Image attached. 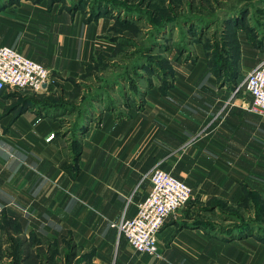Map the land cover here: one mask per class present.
<instances>
[{"label": "crops", "instance_id": "obj_1", "mask_svg": "<svg viewBox=\"0 0 264 264\" xmlns=\"http://www.w3.org/2000/svg\"><path fill=\"white\" fill-rule=\"evenodd\" d=\"M0 4V46L66 79L91 59L93 23L79 14L44 0ZM232 29L227 74L185 65L134 113L90 109L73 138L52 108L19 99L27 89L2 92L0 264H50L66 243L95 264H264V115L243 85L264 60V35ZM155 167L192 187L158 234L159 255L135 251L117 226L151 192Z\"/></svg>", "mask_w": 264, "mask_h": 264}, {"label": "rangeland", "instance_id": "obj_2", "mask_svg": "<svg viewBox=\"0 0 264 264\" xmlns=\"http://www.w3.org/2000/svg\"><path fill=\"white\" fill-rule=\"evenodd\" d=\"M44 2L49 11L57 4L59 12H70L68 18L79 14L84 24L93 23L95 33L92 57L77 75L66 79L50 68L51 83L45 90L20 92V100L48 104L45 107L52 108L51 114L60 118L64 134L71 138L84 131L90 109L105 106L120 117L134 113L143 108L153 88L166 91L185 65L189 72L192 68L198 72L204 65L214 73L227 74L233 67L226 65V50L234 48V54L238 53L232 27L254 37L261 35L260 30L264 35V0ZM239 9L238 15L232 14ZM72 146L77 150L75 140ZM66 244L62 249L54 244L50 264H95L87 250L79 247L82 256L75 258L72 244Z\"/></svg>", "mask_w": 264, "mask_h": 264}, {"label": "built area", "instance_id": "obj_3", "mask_svg": "<svg viewBox=\"0 0 264 264\" xmlns=\"http://www.w3.org/2000/svg\"><path fill=\"white\" fill-rule=\"evenodd\" d=\"M50 83L49 67L13 46H0V95L7 89L41 91ZM243 85L253 97L252 110L264 115V60L248 73ZM150 180L151 192L138 204L137 213L123 218L117 226L135 251L159 255L158 234L168 218L192 199V187L160 167L152 169ZM2 212L0 205V219Z\"/></svg>", "mask_w": 264, "mask_h": 264}, {"label": "trees", "instance_id": "obj_4", "mask_svg": "<svg viewBox=\"0 0 264 264\" xmlns=\"http://www.w3.org/2000/svg\"><path fill=\"white\" fill-rule=\"evenodd\" d=\"M242 9H239L238 11H234L232 14H236V13H240ZM99 12V11H98ZM97 12V13H98ZM236 22V20H233ZM232 23V22H230ZM31 99V98H30ZM27 104H31L32 106H36V107H44V108H51V107H45V105H48L46 103H44V101H40V100H36V101H31L30 100H25ZM44 105V106H43Z\"/></svg>", "mask_w": 264, "mask_h": 264}]
</instances>
